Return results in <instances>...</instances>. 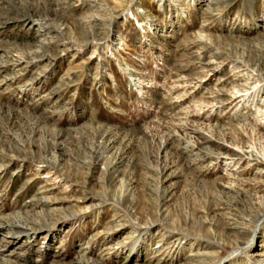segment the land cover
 <instances>
[{
	"label": "rangeland",
	"instance_id": "obj_1",
	"mask_svg": "<svg viewBox=\"0 0 264 264\" xmlns=\"http://www.w3.org/2000/svg\"><path fill=\"white\" fill-rule=\"evenodd\" d=\"M260 224L231 264L264 253V0H0V264H219Z\"/></svg>",
	"mask_w": 264,
	"mask_h": 264
},
{
	"label": "bare ground",
	"instance_id": "obj_2",
	"mask_svg": "<svg viewBox=\"0 0 264 264\" xmlns=\"http://www.w3.org/2000/svg\"><path fill=\"white\" fill-rule=\"evenodd\" d=\"M142 13H144V11H141ZM145 14V13H144ZM101 205H99L100 207ZM103 206V205H102ZM120 212V211H119ZM120 214V213H118ZM122 215V214H120ZM118 217V216H117ZM120 217V216H119ZM122 218L120 217V220L119 222H122L121 220ZM118 220V219H117ZM124 221V220H123ZM157 222V221H156ZM156 222L154 221L153 224H156ZM118 223V222H117ZM261 224L257 227L256 231L253 233V236H252V239L244 246V247H239V245H235L233 248V250L227 255V257H225L224 259H222L220 261L219 264H231L233 262V260L235 259V256H238L239 254H241V252H243L245 249H248L249 247H251V245L258 239V230L260 228ZM126 224H119L117 225L114 230H118V231H121V230H124L125 229ZM112 231H113V228H112ZM29 233V231H24V235L25 233ZM178 233V232H176ZM171 235V234H170ZM173 238L176 237V236H172ZM171 237V238H172ZM179 237V236H178ZM15 240H19V238H15ZM169 240V239H168ZM25 241V240H24ZM163 241V239H162ZM165 242V241H164ZM171 241H169L170 243ZM172 243V242H171ZM160 244V243H159ZM158 244V245H159ZM167 244V243H166ZM234 245V244H233ZM164 247V246H163ZM161 251V250H160ZM177 251V250H176ZM246 252V251H245ZM162 254V253H161ZM197 254V253H196ZM246 254V253H245ZM131 261V259L129 260ZM231 262V263H230ZM80 263V262H79ZM251 264H264V253H257L255 255L252 256V259H251Z\"/></svg>",
	"mask_w": 264,
	"mask_h": 264
}]
</instances>
